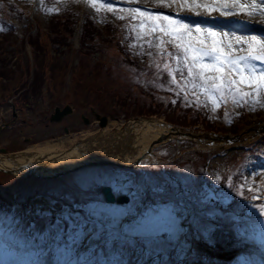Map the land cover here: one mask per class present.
<instances>
[{
    "label": "rangeland",
    "instance_id": "374dc122",
    "mask_svg": "<svg viewBox=\"0 0 264 264\" xmlns=\"http://www.w3.org/2000/svg\"><path fill=\"white\" fill-rule=\"evenodd\" d=\"M137 6L201 19L153 0H97L95 5L88 0H0V36L9 39L0 44V55L7 56L0 61V125L11 123L0 131V149L77 143L102 130L96 114L109 117L107 129L151 117L203 135L245 131V139L222 150L203 148L204 137L202 143L173 139L157 145L156 156L137 170L88 166L55 178L0 172V264H264V213L259 207L264 205V94L257 104L229 98L213 106L203 94L197 104L190 88L187 97L171 90L170 78L156 70V63L162 64L158 50L134 43L129 25L137 21L123 9ZM84 15L88 21L81 31ZM34 37L43 48L47 45V53L39 54L37 45L29 44ZM61 37L69 45L60 44ZM37 69L44 72L42 93L35 86L41 83ZM29 74L32 90L24 89ZM250 90L246 85L245 91ZM14 104L18 118L12 123ZM67 104L76 109L74 114L52 122L55 107ZM121 180L131 201L118 206L131 217L120 227L108 226L101 189L109 184L117 194L125 192ZM36 200L42 203L33 204ZM158 203H165L179 222L187 258L179 254L175 225L165 216L151 219L158 227L154 233L125 236L130 221Z\"/></svg>",
    "mask_w": 264,
    "mask_h": 264
},
{
    "label": "snow or ice",
    "instance_id": "6c2138e0",
    "mask_svg": "<svg viewBox=\"0 0 264 264\" xmlns=\"http://www.w3.org/2000/svg\"><path fill=\"white\" fill-rule=\"evenodd\" d=\"M93 5L97 0H88ZM164 8L186 9L201 19L181 18L160 10L127 7L123 11L137 21L129 25L135 32L134 43H146L159 52L162 64L157 73H166L171 90L197 98L203 94L213 106L227 102L252 100L260 103L264 94V0H153ZM107 8L116 10V5ZM259 24L257 30L250 25ZM259 32V34H257ZM144 37L149 39L144 40ZM148 55H152L151 52ZM260 62V63H257ZM250 91H245V86ZM162 86V85H161ZM264 171V167H262ZM243 187V185H241ZM264 187V184H262ZM243 195V193H241ZM264 213V205H259ZM149 215L143 216V222ZM264 227V221H261Z\"/></svg>",
    "mask_w": 264,
    "mask_h": 264
},
{
    "label": "bare ground",
    "instance_id": "6f19581e",
    "mask_svg": "<svg viewBox=\"0 0 264 264\" xmlns=\"http://www.w3.org/2000/svg\"><path fill=\"white\" fill-rule=\"evenodd\" d=\"M111 125L116 126L115 121H111ZM133 121L131 120L128 124H123L121 126H118L113 129H104L99 132H103L106 138L107 142H110L114 144L115 139L120 135V139L123 137L125 134V137L127 139V142H125V145H122V142L119 141V144L117 146L125 148L127 151V154L123 156V152H117V155L115 157H119L118 159L124 160V159H130V155H134L132 152V147H134L139 154H143L144 150L148 149L150 145L156 146L158 145V142L160 140V136L163 134H167L168 138L164 139L160 144H164L168 142L169 140L177 139L180 138L182 135L179 132H176V129H171V125L167 124L163 120H134L135 125L132 123ZM174 130V131H172ZM97 132V133H99ZM71 142H53V141H46L44 143L37 144L35 146H32L28 148L27 150H22L19 152H16L14 154H0V167L4 169H12L13 170H19L21 166L27 165L30 163L37 155L42 154V155H47V154H56L57 152H62L66 151L72 146H75L76 143ZM144 144V146H143ZM159 144V145H160ZM143 146V147H142ZM142 147V149L140 148ZM75 152H71L70 156L67 157L62 161L61 164H66L69 160L73 161L75 159H80L84 158V155L80 154L78 150H74ZM128 156V157H127ZM47 159H50L47 157ZM51 166H57L58 164L51 163ZM20 172V171H16ZM9 176V174H7ZM120 184L125 187V181L121 180ZM129 193V189L125 187V194ZM42 203L41 200H36L33 204H39ZM21 206H19L20 208ZM100 207H102L105 211H107V225L108 226H121L124 223V220L129 216V214L122 209V207L118 206L117 204H103ZM167 205H160L158 207V210H149L147 211L144 215L140 216L138 218V221L132 220L130 222V225L125 227V236L131 238L133 237H138V236H145V235H150L154 233L157 230V226L151 223V219L160 215V216H165L168 220H171L175 227L173 230V237L175 240L178 241L181 246L180 248V255L184 258H187L189 256V248L185 245V243H181V229L179 226V222L175 219V217L171 214L169 209L167 208ZM156 211V212H155ZM149 215L146 220L143 222L140 221V219L145 216ZM86 235V234H85ZM93 237V236H92ZM90 236V239L92 238ZM116 238V237H114ZM84 240V239H83ZM95 239H92V242Z\"/></svg>",
    "mask_w": 264,
    "mask_h": 264
},
{
    "label": "water",
    "instance_id": "95a60500",
    "mask_svg": "<svg viewBox=\"0 0 264 264\" xmlns=\"http://www.w3.org/2000/svg\"><path fill=\"white\" fill-rule=\"evenodd\" d=\"M70 113H72V108L69 105L65 106L63 109H61L60 107H56L55 112L51 116V120L61 121ZM97 118L100 120L101 127H105L107 125V116L98 115ZM134 120L149 119H133L132 123L135 125ZM125 130L126 128L124 129V131ZM103 135H105L103 132L96 133L66 151L57 152L56 154L37 155L30 163L21 166L20 169L16 171H20L19 173L23 174V176L28 177L54 178L59 177L63 174H67L68 172L78 170L86 165L110 164L118 165L120 167H138L140 166L141 161L147 156V154L152 152V146H150L145 153L138 155L137 150L131 146L134 155L132 156L131 154H128V156L130 155V159H118L119 157H115L117 155V152H123V156L127 154L125 148L117 146V144H119V141L122 142V145H125V142L128 143L125 134L121 139L119 135L115 139L116 141H114V144L110 143L111 141L107 142V138ZM163 137H165V135H163L162 138ZM162 138H160V140ZM225 139L232 140L230 136H226ZM75 149L78 150L80 154L84 155V158L75 159L73 161L69 160L66 164H61L64 159L70 156L71 152H75ZM0 151L3 153H8V150L5 148L0 149ZM47 157L50 159H47ZM51 163H59V165L51 166ZM0 169L2 168L0 167ZM16 171L9 169L7 170V172L11 174L17 173ZM102 192L105 195L106 202L110 204H126L130 201V197L126 194H121L116 198L115 194L113 193L112 187L109 185L104 186Z\"/></svg>",
    "mask_w": 264,
    "mask_h": 264
},
{
    "label": "trees",
    "instance_id": "16d2710c",
    "mask_svg": "<svg viewBox=\"0 0 264 264\" xmlns=\"http://www.w3.org/2000/svg\"><path fill=\"white\" fill-rule=\"evenodd\" d=\"M68 17V16H67ZM87 18L88 17H85V20H84V23H83V25H82V27H81V31L83 30V28H84V26H86V24H87ZM89 27L91 28V30L93 29V26H92V24H90L89 25ZM95 29V28H94ZM90 30V31H91ZM96 34H98L99 36H101L102 37V34L101 33H96ZM0 35H2V32L0 33ZM62 36H63V34H62ZM64 37V36H63ZM63 37H61L62 39L60 40V41H58V42H60V44L62 43V45L64 46H66V44H67V42H66V40H68L67 38H63ZM9 41V39H5L4 37H2V36H0V44H4V43H6V42H8ZM30 42L34 45V44H36L37 45V47L40 49V51H39V54L40 53H43V54H45V48H43V46H42V44L40 45V40H38L37 38H33V39H31L30 40ZM67 45H69V43L67 44ZM4 47V46H3ZM0 50H1V47H0ZM16 51L17 50H14V51H12V53H16ZM22 51H23V49H22ZM6 59L7 58H5V57H0V61H6ZM35 73H36V75L37 74H39L40 75V78H41V83L40 84H38V85H35V86H40V93H42V90H43V86H44V84H43V82H44V80H45V78H44V72L43 71H41V70H39V69H37V70H35ZM4 74L1 72V74H0V76H2V77H4L3 76ZM30 75V74H29ZM32 75L33 74H31L30 75V77H28L27 78V81H26V83H25V88L24 89H29V90H32L33 89V87H34V83L32 82ZM201 116V115H200Z\"/></svg>",
    "mask_w": 264,
    "mask_h": 264
},
{
    "label": "flooded vegetation",
    "instance_id": "af4514ba",
    "mask_svg": "<svg viewBox=\"0 0 264 264\" xmlns=\"http://www.w3.org/2000/svg\"><path fill=\"white\" fill-rule=\"evenodd\" d=\"M73 109H74V112H75L76 109H75L74 107H73ZM74 112H73V114H74ZM81 118H82V117H81ZM64 130H65V128H64ZM68 130H69V129H68Z\"/></svg>",
    "mask_w": 264,
    "mask_h": 264
}]
</instances>
